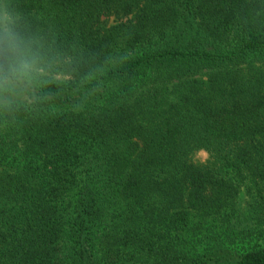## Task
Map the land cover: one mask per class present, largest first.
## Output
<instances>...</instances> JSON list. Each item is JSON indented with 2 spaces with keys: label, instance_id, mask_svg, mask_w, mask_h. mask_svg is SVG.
<instances>
[{
  "label": "trees",
  "instance_id": "16d2710c",
  "mask_svg": "<svg viewBox=\"0 0 264 264\" xmlns=\"http://www.w3.org/2000/svg\"><path fill=\"white\" fill-rule=\"evenodd\" d=\"M24 3L115 67L0 129V264H264V0Z\"/></svg>",
  "mask_w": 264,
  "mask_h": 264
},
{
  "label": "clouds",
  "instance_id": "9594fccd",
  "mask_svg": "<svg viewBox=\"0 0 264 264\" xmlns=\"http://www.w3.org/2000/svg\"><path fill=\"white\" fill-rule=\"evenodd\" d=\"M112 67V57L98 64L66 47L24 0H0V129L85 111Z\"/></svg>",
  "mask_w": 264,
  "mask_h": 264
},
{
  "label": "rangeland",
  "instance_id": "374dc122",
  "mask_svg": "<svg viewBox=\"0 0 264 264\" xmlns=\"http://www.w3.org/2000/svg\"><path fill=\"white\" fill-rule=\"evenodd\" d=\"M107 22L108 25L112 26L115 22L114 18H111V19H108V20H105Z\"/></svg>",
  "mask_w": 264,
  "mask_h": 264
}]
</instances>
